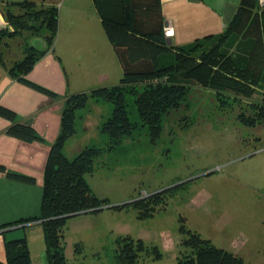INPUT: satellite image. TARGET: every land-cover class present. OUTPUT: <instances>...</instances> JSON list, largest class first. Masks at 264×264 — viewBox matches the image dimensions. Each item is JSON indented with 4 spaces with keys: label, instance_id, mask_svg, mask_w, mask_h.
Instances as JSON below:
<instances>
[{
    "label": "trees",
    "instance_id": "trees-1",
    "mask_svg": "<svg viewBox=\"0 0 264 264\" xmlns=\"http://www.w3.org/2000/svg\"><path fill=\"white\" fill-rule=\"evenodd\" d=\"M93 1L123 73L116 84L100 85L65 96L61 129L45 166L40 214L0 225L7 254L6 261L0 264H33L26 236H7L14 225L38 220L43 227L49 264H70L65 255L64 229L71 217L104 208L129 207L136 209L140 218L154 215L173 194L176 185L113 205L108 198H101L94 192L86 174L93 170L95 160L104 152L116 150L126 137L140 128L147 127L152 141L156 142L163 131L164 117L181 109L195 85L214 90L217 100L236 110L237 118L244 125L264 124V87L261 97H256L264 75V5H259V0H241L221 34L198 38L186 45H176L166 36L161 0ZM15 4L17 6L13 8H18V13L9 7L2 8L12 30L0 29V62L5 60L8 37L13 38L24 31L42 36L46 47L26 44L23 57L14 61L9 72L21 82L57 97L54 92L29 81L26 75L55 43L59 32L58 7H39L33 0L15 1ZM238 43H241L239 50L234 51L232 48ZM128 96L134 98L138 120L130 117ZM91 99H102L113 105L111 115L100 125L108 142L102 147L86 145L70 158L64 150L65 144L76 134L79 113ZM0 115L11 121L7 129L9 135L25 142L42 140L33 126L18 119L14 110L0 105ZM0 171L15 180L35 182L34 178L8 171L1 164ZM181 221H184L182 217ZM180 231L182 249L175 264H246L240 254L217 246L184 223ZM117 243V261L137 264L144 247L142 239L123 234ZM154 250L158 251L157 248Z\"/></svg>",
    "mask_w": 264,
    "mask_h": 264
},
{
    "label": "rangeland",
    "instance_id": "rangeland-1",
    "mask_svg": "<svg viewBox=\"0 0 264 264\" xmlns=\"http://www.w3.org/2000/svg\"><path fill=\"white\" fill-rule=\"evenodd\" d=\"M15 1L9 0L3 8L20 12L13 8ZM59 1L55 45L68 62L69 90L116 84L123 68L94 2ZM1 13L7 20L3 9ZM88 29L93 39L86 37ZM42 38L24 31L6 42L12 54H21L26 44L38 47ZM238 48L235 44L232 49ZM262 87L264 75L257 98ZM128 102L130 117L138 120L134 98L128 96ZM84 109L79 115L84 112L85 116L77 118L76 134L65 146L70 158L86 145L102 147L108 142L100 125L111 115L113 105L91 99ZM163 125L156 142L147 127L136 130L116 150L97 158L86 177L94 192L113 205L177 188L152 216L140 218L132 207L96 212L92 217L97 218L88 220L93 223L91 233L79 235L82 241L76 246L82 256L73 264H120L117 239L129 234L125 232L143 241L137 264H174L168 243L173 241L177 251L182 249L183 223L217 246L264 243V124L244 125L236 110L217 100L214 90L195 85L181 109L164 117Z\"/></svg>",
    "mask_w": 264,
    "mask_h": 264
},
{
    "label": "crops",
    "instance_id": "crops-1",
    "mask_svg": "<svg viewBox=\"0 0 264 264\" xmlns=\"http://www.w3.org/2000/svg\"><path fill=\"white\" fill-rule=\"evenodd\" d=\"M8 1L0 0V29L10 28L12 30L11 25L1 13V9ZM33 1L45 7L57 6L60 2L59 0ZM71 1L80 2L79 0ZM89 2L93 4L94 1L86 0L85 3ZM240 2L241 0H161L165 24H171L174 29L173 35L169 38L176 45H186L198 38L203 39L209 35L221 34L234 17ZM259 5L263 7L264 0H259ZM93 6L97 14L95 2ZM70 26L71 29L75 28L74 20L70 21ZM87 31L86 37L93 39L91 31L89 29ZM239 44L241 43H238V46ZM38 45L46 47L44 40ZM4 50L5 60L0 62V105L14 110L18 119L33 126L42 140L25 142L9 135L7 129L11 121L0 115V164L4 165L8 171L29 176L35 180L34 183L15 180L0 171V225L39 216L45 166L51 146L61 129L65 96L72 92L86 90L83 88L69 90L66 83L69 75L68 62L63 60L64 54L59 52L55 43L53 48L35 64L26 78L54 92L57 97L37 90L11 75L9 67L14 61L21 59L24 52L12 54L10 52L12 48L9 46ZM79 116L84 117L85 113L82 112ZM95 214L96 212H83L68 220L64 229V237L65 255L70 264L78 261L82 256L78 253L80 248L76 246L79 244L78 241H82L79 240L81 239L79 235L91 233L93 223L88 220L97 218L92 217ZM22 226L24 227L19 229ZM11 230L7 234L9 238L26 236L33 264H49L44 231L38 220L24 223V225L11 226ZM125 233L130 234V232ZM173 243L172 241L168 244L171 246L170 255L172 254L175 264L181 248L177 251V246ZM229 249L243 256L246 264H264V243L248 244V242L237 241L229 244ZM6 259L5 237L0 234V262H5Z\"/></svg>",
    "mask_w": 264,
    "mask_h": 264
},
{
    "label": "built area",
    "instance_id": "built-area-1",
    "mask_svg": "<svg viewBox=\"0 0 264 264\" xmlns=\"http://www.w3.org/2000/svg\"><path fill=\"white\" fill-rule=\"evenodd\" d=\"M173 32H174V29H173V26L171 24H165V33H166V36L170 37L173 35Z\"/></svg>",
    "mask_w": 264,
    "mask_h": 264
}]
</instances>
